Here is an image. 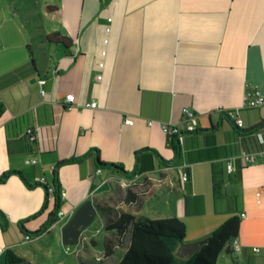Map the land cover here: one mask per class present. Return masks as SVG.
<instances>
[{
	"label": "crops",
	"instance_id": "0c3cea01",
	"mask_svg": "<svg viewBox=\"0 0 264 264\" xmlns=\"http://www.w3.org/2000/svg\"><path fill=\"white\" fill-rule=\"evenodd\" d=\"M43 14L51 25L43 32L64 33L72 55L37 43V57L25 33L16 43L0 35V95L6 104L0 177L8 174L0 183V255L12 249L24 258L32 231L47 225L54 195L29 184L44 177L50 185L56 167L67 197L63 216L43 234L64 226L88 200L127 211L123 200L132 188L137 196L127 212L180 219L185 243L201 241L238 217L241 249L222 252L217 264H235L233 257L238 264H264V161L242 159L264 149L255 133L264 125V106L244 107L248 89L264 95V0H56L45 2ZM40 78L47 81L46 95ZM69 94L75 101L66 109ZM92 102L95 108L87 106ZM184 108L197 113L198 130L181 129L184 140L175 152L163 126L179 125ZM228 111L238 113L242 128ZM10 139L23 140V154H8ZM147 148L156 152L154 167L134 174L137 153ZM98 159L131 174L110 167L99 174ZM229 163L232 172L241 169L240 178L230 175ZM213 164L223 170L220 199L213 196ZM108 184L112 190L100 195ZM24 220L25 230L19 225Z\"/></svg>",
	"mask_w": 264,
	"mask_h": 264
},
{
	"label": "trees",
	"instance_id": "16d2710c",
	"mask_svg": "<svg viewBox=\"0 0 264 264\" xmlns=\"http://www.w3.org/2000/svg\"><path fill=\"white\" fill-rule=\"evenodd\" d=\"M48 11H52L50 5L47 6ZM41 44L55 45L64 54L72 55L70 39L60 31H52L50 33L41 34ZM29 56L32 57L30 48ZM44 57V54H39ZM6 110V104L3 97L0 95V118ZM229 115V114H227ZM234 121V119L229 115ZM235 125L239 127L234 121ZM242 128V127H239ZM198 130V129H197ZM196 130V131H197ZM194 131V132H196ZM264 125L255 131L259 140L264 143ZM187 132V131H186ZM184 136V132L181 131ZM193 133V132H189ZM169 146L175 151H179V141L177 136L173 133L167 135ZM263 141L261 140V138ZM7 151L9 155L23 154L25 146L22 139H10L7 141ZM156 153V152H154ZM153 151L150 149H143L137 153V166L134 174L145 173L153 169ZM159 156V155H158ZM70 161H75L70 160ZM98 169L110 167L118 174L128 175L123 166L115 164H105L100 159L97 160ZM56 167L53 171V181L49 184H40L35 182V185L29 184V187L44 186L47 194L53 193L55 204L52 212L49 215L47 225L36 232L31 233L34 237H38L49 230V226L58 221L59 213L63 201L61 199V185L57 177ZM236 178L241 177V169H238L234 174ZM8 178V174L0 177V183H4ZM52 189V191H51ZM212 189L215 199L224 197V178L223 170L219 164H213L212 168ZM136 194L132 188L127 190L126 200L133 202L136 199ZM235 203V198L231 199V204ZM98 213H102L107 217L105 229L108 232L116 235L120 245L126 246V251L123 258L118 264H217L219 256L222 252L229 255H234V241L237 239L240 229V219L233 217L225 222L217 231L209 234L203 240L205 243L201 245L200 249L192 256L180 257L178 252L185 243L186 226L183 221L178 218H164L152 219L145 215L134 216L132 213L124 211L121 208L104 207L96 205ZM46 207L41 211L44 212ZM22 221L19 225L25 230ZM31 238V236L28 235ZM112 253V249H109ZM235 264L236 259L233 257ZM0 264H33L23 257L17 255L12 249H6L0 255Z\"/></svg>",
	"mask_w": 264,
	"mask_h": 264
},
{
	"label": "rangeland",
	"instance_id": "374dc122",
	"mask_svg": "<svg viewBox=\"0 0 264 264\" xmlns=\"http://www.w3.org/2000/svg\"><path fill=\"white\" fill-rule=\"evenodd\" d=\"M46 1L56 0H0V35L5 34L9 43H16L22 38V33H25L34 45L35 55L38 57L36 44L42 41L43 30L48 31L51 26L43 14ZM113 185L116 189L115 184ZM111 190L108 184L99 194L105 195ZM96 199L99 198H93ZM123 201L124 208L129 211L127 205L130 202L126 198ZM46 220L47 218L44 223ZM106 221L107 217L98 213L91 225L83 231L80 242L70 246L63 243L64 226L59 223L52 233L33 236L32 241L23 245L21 253L33 264H118L124 256L126 246L120 245L118 239L105 229ZM107 245L112 246V253L106 250Z\"/></svg>",
	"mask_w": 264,
	"mask_h": 264
},
{
	"label": "built area",
	"instance_id": "2783aa9c",
	"mask_svg": "<svg viewBox=\"0 0 264 264\" xmlns=\"http://www.w3.org/2000/svg\"><path fill=\"white\" fill-rule=\"evenodd\" d=\"M109 21L111 22L112 19L110 18ZM107 32L111 31V27H108ZM104 44L107 45L109 44V38H105L104 39ZM102 56H106L107 55V51L104 50L102 51ZM105 66L104 62H100L99 63V68H103ZM102 76L99 75L98 79H101ZM38 83L41 86V94L42 95H46V90L44 89L45 84L47 83V81L44 78H40L38 80ZM75 101V96L74 94H69L67 95L65 101H64V107L66 109H70ZM87 106L95 108L97 106L96 102H92L90 104H87ZM264 106V95L259 91V90H254V89H248L245 95V108H250V109H254V108H259ZM227 114H229L234 121L236 122V124L239 127H243V120L239 117L237 112L234 111H228ZM126 124H132L133 121L131 119H127L125 121ZM187 132H194L198 129V115L197 113L191 109V108H184L183 109V118L181 123L178 125H174V124H165L163 126V130L167 135L170 134H175L178 138L179 143H182L184 140V136L181 133V129H183ZM27 134L30 136V139L32 141L36 140V135L34 133V131L32 129H29L27 131ZM261 140L263 141L262 137ZM242 159L245 160L246 162H257V161H264V149L256 151V152H251V153H246L242 155ZM32 163L36 164L37 160L34 159L32 160ZM55 169V168H54ZM235 169V167L233 166L232 163H229L228 165V170L230 172H232ZM98 173H101V170H98ZM181 179L183 182H186L189 179V174L185 171L182 172L181 175ZM37 182H39L40 184H47V180L44 177H40L37 179ZM128 185H124V187H127ZM52 191V189H51ZM67 197V191L65 189H61V199L62 201L65 200V198ZM63 216V212L59 213L58 217H62ZM30 239V237L27 236V240ZM241 246L239 245L238 241L235 240L234 241V250L235 251H240ZM255 252H259L260 248L256 247L254 248Z\"/></svg>",
	"mask_w": 264,
	"mask_h": 264
},
{
	"label": "water",
	"instance_id": "95a60500",
	"mask_svg": "<svg viewBox=\"0 0 264 264\" xmlns=\"http://www.w3.org/2000/svg\"><path fill=\"white\" fill-rule=\"evenodd\" d=\"M98 215L96 205L92 200L86 201L80 206L72 218L64 225L62 229L63 243L67 246L80 242L85 228H87ZM205 241L186 243L178 252V256L187 257L194 255Z\"/></svg>",
	"mask_w": 264,
	"mask_h": 264
}]
</instances>
